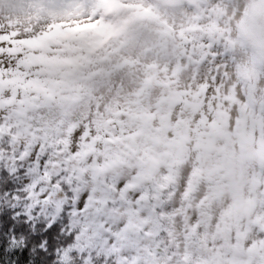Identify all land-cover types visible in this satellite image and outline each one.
<instances>
[{
  "label": "snow or ice",
  "instance_id": "obj_1",
  "mask_svg": "<svg viewBox=\"0 0 264 264\" xmlns=\"http://www.w3.org/2000/svg\"><path fill=\"white\" fill-rule=\"evenodd\" d=\"M0 264H264V0H0Z\"/></svg>",
  "mask_w": 264,
  "mask_h": 264
}]
</instances>
